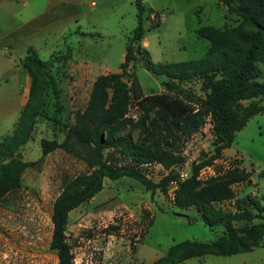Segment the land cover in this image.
<instances>
[{
	"label": "rangeland",
	"instance_id": "1",
	"mask_svg": "<svg viewBox=\"0 0 264 264\" xmlns=\"http://www.w3.org/2000/svg\"><path fill=\"white\" fill-rule=\"evenodd\" d=\"M143 3L159 15L158 24H144V33L137 41L154 62L200 57L206 40L197 37L193 28L206 23L231 24L234 19V15L225 14L224 17L223 6L216 0H143ZM8 21L0 19V23L10 25L12 19ZM31 23H36L32 25V32L28 35L22 33L20 44H14V50L7 48L4 52L13 54L10 55L13 56V65L21 71L19 83L13 73L9 74L6 89L11 92V88H17L19 84L25 102L29 77L19 60L31 45L53 74L58 96L54 97L50 89L46 92V105L36 116L28 139L18 147L22 159L34 162L24 168L19 186L0 197V264H55V251L48 246L51 204L62 180L87 170V164L61 146L40 157L39 140L53 138L60 142L65 124L72 122L75 111L85 106L94 77L120 70L118 66L124 45L136 24V16L132 0H60V10L54 7ZM143 59L144 54L137 53L129 70L135 73L144 94L163 93L174 109L181 112L196 106L203 95L198 77L180 81L169 90L162 84L167 76L147 69ZM258 79H264L263 65ZM7 90H0V93ZM129 113H137L136 108L131 106ZM210 126L207 117L196 131L180 137L177 147L185 159L177 167L190 172L192 161L211 153ZM128 130L125 128L124 132ZM136 134V130H131L132 137ZM103 153L107 157L112 155L115 160L121 158L113 148H105ZM263 164L264 113L256 112L235 131L221 155L200 168L199 175L208 177L232 167L246 168L250 173L247 180L231 184L235 194L250 193L264 202V178L258 175ZM143 166L153 181L166 172L157 162ZM175 186L170 181L165 192L158 188L150 192L129 176L105 177L102 188L69 216L70 224L80 220L85 225H70L67 229L74 255L72 264H116L118 261L142 264L164 254L176 241L211 240L220 234L223 230L221 224L210 227L202 221L194 206H177L173 202ZM217 205L233 209V199L222 200ZM259 220L262 219L235 221L234 225ZM108 233L112 234V240L119 242L121 254L117 257L112 258V249L103 256L99 246ZM179 264H264V236L263 244L251 250L228 255L191 256Z\"/></svg>",
	"mask_w": 264,
	"mask_h": 264
},
{
	"label": "trees",
	"instance_id": "2",
	"mask_svg": "<svg viewBox=\"0 0 264 264\" xmlns=\"http://www.w3.org/2000/svg\"><path fill=\"white\" fill-rule=\"evenodd\" d=\"M225 6V14L234 15L233 23L216 26L199 24L197 37L206 40L203 54L195 59L154 62L139 41L144 24H158L148 19L151 8L143 0H132L136 24L124 45L119 71L97 74L91 82L85 106L65 124L63 139L40 138L42 157L61 146L80 157L87 170L65 177L51 204L49 248L56 254V264H72L73 251L65 233L68 212L88 201L103 185L104 178L129 176L152 192H165L170 180L176 182L172 192L177 206L192 205L202 221L223 230L211 240L182 239L168 246L161 256L142 264H179L191 256L207 253L228 255L251 250L263 244L264 203L246 193L237 196L231 184L246 181L250 173L243 167H232L220 173L199 178L201 167L219 157L233 139L236 130L256 112L264 113V79L259 80L264 66V0H216ZM143 53V65L156 74H165L166 89L180 81L200 79L203 95L192 110L177 111L163 93L142 92L134 72L129 70L137 53ZM29 77L26 99L9 133L0 136V197L20 184L24 168L33 163L22 159L18 147L29 136L37 115L46 105L50 89L58 96L57 83L33 46L19 60ZM242 100H247L242 103ZM134 106L137 113H129ZM210 118L212 151L191 163L190 174L180 180L175 166L185 157L177 143L181 136L196 131ZM129 130L124 132V129ZM131 130L137 134L132 137ZM105 148L116 149L120 159L104 155ZM159 163L166 172L157 181L144 172L145 163ZM258 175L264 178V164ZM233 199V209L219 205ZM260 218L256 223L235 226V221Z\"/></svg>",
	"mask_w": 264,
	"mask_h": 264
},
{
	"label": "crops",
	"instance_id": "3",
	"mask_svg": "<svg viewBox=\"0 0 264 264\" xmlns=\"http://www.w3.org/2000/svg\"><path fill=\"white\" fill-rule=\"evenodd\" d=\"M217 4H221V3L217 2ZM221 5L223 6L222 10H223V15L225 17V13H226L225 6L223 4ZM54 7L60 10V0H0V19L6 18L7 20H9L8 23L12 19L11 21L12 23L10 25H8L7 23L6 24L0 23L1 24L0 25V43H1L0 44V75L2 79L0 90H2L3 92L7 90L6 79H8L9 74L13 73L18 83L21 78L20 68L13 65L12 62L13 56H10L13 54L6 55L4 53L5 50L7 48L10 50H14V44L15 45L20 44L21 34L24 33L25 35H28L32 32L31 31L33 30L32 25H35L36 23H31V21H36L40 19L42 14H44L49 10H53ZM11 90H12L11 92L7 90L6 93H0V135L12 129L24 102V93L21 91L19 84L17 88L13 87L11 88ZM226 148L227 147H225L224 149ZM81 205H83V203L77 205L68 212L67 224L65 229V233L67 235V241H69V234L67 232V229L68 227H70V225L85 226L83 223H81L80 220H77L75 223H71V224L68 221L71 212L73 213L77 211ZM104 225L106 226V224ZM106 235H107L106 240L104 242L99 243V246L101 247L103 252V256L106 255L107 250L109 249L110 250L112 249L111 250L113 252V254L111 255L112 258L119 256L121 254V252H119V245H118L119 242L117 240L114 241L111 239L113 237L111 233H108ZM87 240L94 241V239H90V238H87ZM127 257L128 254L125 255L126 260ZM116 264H124V263L118 261ZM125 264H127V262Z\"/></svg>",
	"mask_w": 264,
	"mask_h": 264
},
{
	"label": "built area",
	"instance_id": "4",
	"mask_svg": "<svg viewBox=\"0 0 264 264\" xmlns=\"http://www.w3.org/2000/svg\"><path fill=\"white\" fill-rule=\"evenodd\" d=\"M159 15L157 14V12H155V11H153V10H150L149 11V13H148V19L149 20H153V21H159L158 20V17ZM145 164H149V163H145ZM178 165H176L175 166V169L177 170V172H178V178L180 179V180H182V179H184V178H186L189 174H190V172H188V171H186V170H184V169H182V168H179V167H177ZM202 168V167H201ZM200 170V169H199ZM191 171V170H190ZM199 178H206V177H201L200 175H199V171H198V175H197ZM170 181H172V182H174L175 184H176V182L174 181V180H170Z\"/></svg>",
	"mask_w": 264,
	"mask_h": 264
}]
</instances>
